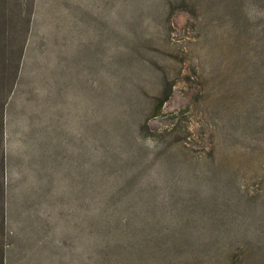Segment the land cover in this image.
Here are the masks:
<instances>
[{"label":"rangeland","instance_id":"obj_1","mask_svg":"<svg viewBox=\"0 0 264 264\" xmlns=\"http://www.w3.org/2000/svg\"><path fill=\"white\" fill-rule=\"evenodd\" d=\"M253 2L0 0L4 264H264V141L210 153L264 62L215 11Z\"/></svg>","mask_w":264,"mask_h":264},{"label":"trees","instance_id":"obj_2","mask_svg":"<svg viewBox=\"0 0 264 264\" xmlns=\"http://www.w3.org/2000/svg\"><path fill=\"white\" fill-rule=\"evenodd\" d=\"M243 1V0H242ZM254 0H250L251 3L254 4ZM235 8V7H234ZM234 8L229 9L227 6H223L220 10L215 11L219 17V32L226 35L228 39L224 40V44H230V49L232 52L239 51V54L247 55L245 51V47H253L258 48L256 51L255 57L264 56V22L261 24L250 25L248 23L242 24V21L235 15L233 12ZM236 8L242 10L244 6L240 4L236 6ZM231 30V32H230ZM237 31H241V39L237 44L235 43V37ZM27 40V39H26ZM225 41H229L226 43ZM239 46V48H237ZM252 82L255 86V90L248 98V103H241L244 108L240 109V112H243L242 115L236 111L235 114L231 116L228 115V123L225 127L224 137L219 132V142L217 147L210 149V153L213 159H220L219 162L223 163L225 159H227V155L223 153H217L218 149L223 152H232L233 150L240 152V155H244L246 152H249L253 146H256L259 140L264 141V62L262 65H256L253 61V69L250 67L249 75L247 79L242 82ZM239 85V81L236 83L235 87V96L237 92V87ZM172 84L167 83L165 85V89L163 90V95L160 98L159 106L160 108L166 103L171 95ZM244 97L243 84L242 89L240 91V100ZM5 106V104H4ZM3 106V114L0 118V131L3 136L4 133V111L5 108ZM148 132L154 135V132L149 130L148 126H146ZM254 138V140H253ZM217 149V151H216ZM264 151V148H263ZM5 150L3 151V155H5ZM3 161L5 163V158L3 157ZM4 196V195H3ZM3 213L6 214V204L3 209ZM255 222L256 220H252ZM5 257L3 256L0 260V264H4Z\"/></svg>","mask_w":264,"mask_h":264}]
</instances>
